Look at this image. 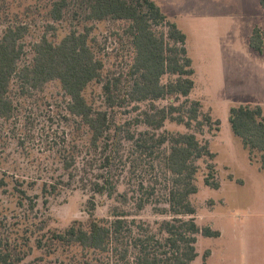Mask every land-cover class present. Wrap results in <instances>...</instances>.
<instances>
[{"label": "rangeland", "instance_id": "obj_1", "mask_svg": "<svg viewBox=\"0 0 264 264\" xmlns=\"http://www.w3.org/2000/svg\"><path fill=\"white\" fill-rule=\"evenodd\" d=\"M154 1L187 34L196 69L190 98L199 100L214 122L203 133L170 121L164 127L195 133L216 154L213 162L220 188L205 184L207 163L199 160V191L190 197L196 213L180 216L220 232L218 237L198 235V257L192 264H264V172L257 162L259 154L251 161L229 122L233 106L259 105L264 113V52L259 54L249 45L252 29L264 30V10L259 0ZM51 3L0 0V38L9 27H28L22 40L25 60L32 57L33 42L44 35L59 42L77 23L71 18L49 20ZM94 24L95 50L105 68L103 79L93 82L85 96L110 119L107 139L99 147L91 144L89 129L69 113L68 98L56 81L30 95H23L15 82L10 93L14 115L0 117V234L25 262L42 255L35 249L36 240L48 230L62 231L75 220L87 222L91 201L97 218H110L115 206L129 214L133 236L155 232L158 222L173 218L162 213L169 208L172 175L164 170L162 159L142 157L135 144L139 134L148 130L136 122L147 104L127 100L111 107L103 87L122 77L119 91L124 95L133 55L130 41L116 34H122L119 23ZM157 104L165 106L168 101ZM67 163L71 167L66 168ZM104 176L113 179L125 201L93 191L94 182ZM57 255L42 264H99L94 258L83 259L74 249Z\"/></svg>", "mask_w": 264, "mask_h": 264}, {"label": "trees", "instance_id": "obj_2", "mask_svg": "<svg viewBox=\"0 0 264 264\" xmlns=\"http://www.w3.org/2000/svg\"><path fill=\"white\" fill-rule=\"evenodd\" d=\"M259 1L264 10V0ZM49 17L54 22L71 18L77 23L72 24L70 32L59 42L47 35L33 42L29 60H25L26 46L22 42L28 30L26 25L7 28L0 38V117L9 119L14 115L10 93L15 82L23 95H30L56 81L68 98L69 113L89 129L91 144L99 147L107 139L110 119L107 111L96 109L85 96L93 82L103 79L105 68L103 59L96 53V37L92 34L95 22L121 24L122 34H116L129 39L132 61L123 96L119 91L122 77L104 84L107 102L111 107L127 100L147 104L136 122L148 130L139 134L135 144L142 157L162 159L164 170L172 175L167 199L169 208L162 213H170L173 218L158 222L155 232L146 230L144 235L133 236L127 220L129 214L115 206L110 218H97L95 204L91 201L87 222L75 220L64 230L50 229L36 240L35 249L43 253L33 261L25 262L0 234V262L42 264L47 258L58 256L59 251L74 249L83 259L90 262L96 259L99 264H192L198 257V235L220 236L219 231L209 226L200 227L195 218L180 217L196 213L190 197L199 191L197 175L201 166L198 161L203 159L207 163L204 179L207 186L219 189L220 182L213 162L216 154L211 151L209 142H203L192 132L164 129L170 121L203 133L205 127L211 129L214 123L211 115L202 111V103L190 98L196 85V69L188 53L187 34L154 0H52ZM249 45L259 54L264 52V30L259 26L252 29ZM163 100L168 104L159 106L157 103ZM229 122L233 134L249 151L251 161L259 154L257 162L264 172L262 107L233 106ZM110 161L111 156H108L107 162ZM69 167L71 163H67L66 168ZM93 191L116 200L126 199L109 176L94 182ZM93 264H97L96 261Z\"/></svg>", "mask_w": 264, "mask_h": 264}]
</instances>
